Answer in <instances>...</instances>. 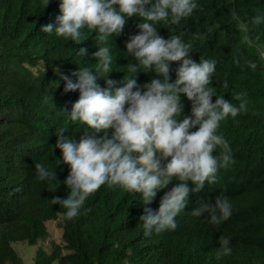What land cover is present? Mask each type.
<instances>
[{"label": "trees", "instance_id": "obj_1", "mask_svg": "<svg viewBox=\"0 0 264 264\" xmlns=\"http://www.w3.org/2000/svg\"><path fill=\"white\" fill-rule=\"evenodd\" d=\"M196 2L200 7L175 26V33L163 23L157 25L158 32L167 38L183 31V39L193 43V60L216 61L211 86L217 94L238 104L233 94L246 91L249 111L222 122L219 130L235 163L220 170L217 183H206L201 192L191 194L175 230L146 237L139 220L144 207L140 194L118 186H101L71 221L64 217V208L51 204L54 196L66 198L70 191L63 183L68 166H56L61 159L54 147L58 130L76 140L87 130L68 116L79 92L65 93L64 82L54 71L56 67L65 74L81 67L95 71L98 61L93 53L104 46L97 32L84 29L86 38L79 44L43 32V25L57 24L60 0H48L47 5L45 0H0V264H26L13 243L37 244L48 235L45 222L58 218L62 244H53L50 251L37 247L33 264H264V23L249 32L254 41L250 47L242 42L243 33L232 19L233 10L249 22L264 14V0ZM140 22L139 17L128 18L123 34L113 37V43L110 38L114 64L109 78L122 81L131 75L126 66L135 60L126 54L125 44L138 33ZM81 47L87 49L82 57ZM249 61L257 65L254 70ZM177 67L178 62L171 64L173 79ZM154 76L139 72L138 83ZM98 83L106 86L103 78ZM50 96L54 107L46 102ZM182 102L183 114L190 115V102L183 96ZM221 152L217 148L214 154ZM37 163L55 171L58 186L57 181L37 178ZM167 190L158 192L150 207L158 208ZM216 196L231 202L228 220L215 226L204 216L191 214L200 201ZM221 236L231 238L232 254L217 259Z\"/></svg>", "mask_w": 264, "mask_h": 264}, {"label": "clouds", "instance_id": "obj_2", "mask_svg": "<svg viewBox=\"0 0 264 264\" xmlns=\"http://www.w3.org/2000/svg\"><path fill=\"white\" fill-rule=\"evenodd\" d=\"M199 7L196 0H60L57 24L41 27L45 33L55 32L76 44L85 40L84 29L95 30L104 45L93 53L98 61L95 71L88 67L70 74L58 67L54 71L63 80L65 93L79 92L68 116L87 126L78 140L64 136V129H59L61 134L54 145L61 152L56 166L63 163L69 168L63 183L70 191L66 198L54 196L51 204L64 208L67 220L77 218L85 201L108 185L140 194L144 207L139 220L144 236L175 230L176 218L185 211L191 194L201 192L206 183H217L220 170L235 163L219 130L222 122L248 113V93L233 94L238 104L218 95L211 86L216 61L196 62L190 55L193 43L183 39V31L165 38L157 28L163 23L175 33V26ZM133 16L141 20L136 25L139 31L128 38L125 48L135 63L126 66L131 75L117 81L108 77L114 64L108 42L123 34L127 19ZM232 19L243 33L242 42L254 46L249 32L264 23V14L258 13L249 22L233 10ZM78 55H87V49L79 48ZM173 62H178L175 79L171 76ZM248 66L253 70L257 67L252 61ZM139 72H154L155 76L140 84ZM102 78L104 87L98 83ZM222 87L227 89L228 82ZM182 96L190 102V115L183 114ZM48 101L54 107L51 96ZM217 148L222 149L219 156L214 154ZM35 171L41 181H57L55 171L42 163L35 165ZM164 189L168 190L153 209L150 205ZM232 211L226 196H216L200 201L191 214L219 226ZM230 239L219 238L217 259L232 254Z\"/></svg>", "mask_w": 264, "mask_h": 264}, {"label": "rangeland", "instance_id": "obj_3", "mask_svg": "<svg viewBox=\"0 0 264 264\" xmlns=\"http://www.w3.org/2000/svg\"><path fill=\"white\" fill-rule=\"evenodd\" d=\"M58 222L59 218L56 220H47L45 226L48 230V235L44 239L39 240L35 245H28L24 241L13 243V247L26 264H33V256L37 247L40 246L45 250L50 251L53 244H62V230L59 227ZM53 264H56V262Z\"/></svg>", "mask_w": 264, "mask_h": 264}]
</instances>
